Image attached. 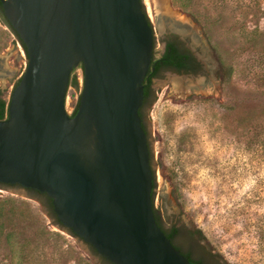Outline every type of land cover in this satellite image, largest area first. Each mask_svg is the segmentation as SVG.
<instances>
[{
	"label": "water",
	"instance_id": "obj_1",
	"mask_svg": "<svg viewBox=\"0 0 264 264\" xmlns=\"http://www.w3.org/2000/svg\"><path fill=\"white\" fill-rule=\"evenodd\" d=\"M0 2L28 55L0 119V185L46 193L62 227L113 264H196L155 217V169L139 113L155 51L143 1ZM158 19L161 32L178 34L201 59L192 25ZM79 66L72 114L66 97Z\"/></svg>",
	"mask_w": 264,
	"mask_h": 264
},
{
	"label": "rangeland",
	"instance_id": "obj_2",
	"mask_svg": "<svg viewBox=\"0 0 264 264\" xmlns=\"http://www.w3.org/2000/svg\"><path fill=\"white\" fill-rule=\"evenodd\" d=\"M142 1L154 27L155 56L177 35L160 31V14L189 23L202 39L199 71L162 70L145 108L158 208L184 233L197 230L196 256L209 264H264V0ZM27 60L17 35L0 21L6 100ZM80 68L73 70L78 86L67 91L70 113L83 87ZM43 202L36 191L0 185V264H21L26 255L25 264H78L79 255L90 254ZM49 230L62 239H48ZM67 243L72 254L63 252Z\"/></svg>",
	"mask_w": 264,
	"mask_h": 264
},
{
	"label": "trees",
	"instance_id": "obj_3",
	"mask_svg": "<svg viewBox=\"0 0 264 264\" xmlns=\"http://www.w3.org/2000/svg\"><path fill=\"white\" fill-rule=\"evenodd\" d=\"M172 3L175 4V0H172ZM146 16H147V14H146ZM147 18H148V16H147ZM148 20H149V18H148ZM20 42H21L22 46L24 47V50H25L26 55H27V50H26L25 45L22 43L21 40H20ZM27 58H28V55H27ZM154 61H156V63ZM153 66L156 67V70L162 66H165V67L174 68L179 72L180 71L195 72L198 68V62H196L194 60L192 55L187 50L178 47L175 42H169L166 49H165V52L160 57H158L152 61L149 70H151V68ZM222 70L223 69L219 70V76L221 78L225 79V74ZM230 74H231V72H229V75ZM69 85H72L74 87L78 86V81L76 78L73 77V75L70 78ZM144 85H145V87H144V100H143V104L139 110V113H140V116L142 117L143 127L147 131L146 122H145V108L148 105H151L153 102V89L151 88L150 81L147 79V77L144 81ZM8 105H9V100H6L5 98H3V91L0 89V119H4L8 115ZM76 108H77V104H76L72 114H75ZM151 157L153 158L152 152H151ZM155 187H156V181L154 179L153 196L155 194ZM34 191L40 193L37 190H34ZM40 194L44 198L43 203L46 204V206L50 209L53 216H55V218L57 220L56 224H59V226H62L57 219L56 213L54 212L52 199L46 193H40ZM153 206H154V203H153ZM0 210H1V207H0ZM155 211H156V209H155ZM38 234H39L38 238L40 239L42 237V234L41 233H38ZM71 234L73 236H75L72 232H71ZM48 239H51L52 241L58 243V241H60L62 239V237L57 232L49 230ZM62 243H64V242H62ZM88 246L90 249L89 250L90 254L88 256H80L79 255L78 264H113L112 262H110L106 258H104L103 256L99 255V253L96 251V249H94L91 245H88ZM22 247H24V245ZM74 251L75 250L73 249V247L69 243H67L66 248L63 250L64 253H68V254H72V252H74ZM95 256L98 259H96ZM19 261L21 262V264H23V263L25 264V262L28 261L27 255H26V259H23V258L21 259V256H20Z\"/></svg>",
	"mask_w": 264,
	"mask_h": 264
},
{
	"label": "flooded vegetation",
	"instance_id": "obj_4",
	"mask_svg": "<svg viewBox=\"0 0 264 264\" xmlns=\"http://www.w3.org/2000/svg\"><path fill=\"white\" fill-rule=\"evenodd\" d=\"M0 21H5L8 24L7 19L5 18L3 10H2L1 2H0ZM178 36H179L178 34L173 35L171 38L167 39L165 41L163 51L159 54V56L154 55L153 60L160 57L165 52V49H166L169 42H175L178 47L187 50L192 55L194 60L196 62H198V68L195 72H191V71H189V72L180 71V72L181 73H188V74L197 73L199 71L200 67L202 66L200 58ZM154 62L156 63V61H154ZM165 69H171V70L177 71L174 68L165 67V66H162V67L158 68L157 70H156V67L153 66L151 68V70H149L150 72H148L147 79L150 81V86L152 89H153L154 78L157 77L161 73V71L165 70ZM177 72H179V71H177ZM27 190H33V189H27ZM153 203H155L156 211H155V209H154V211H155V217H157L156 221L161 226V228L163 229L165 234L168 236V238L171 240V242L174 244V246L178 250H180L190 261H192L196 264H209L205 260H202L201 258H198L196 256V253L198 251L197 247H198V244L200 243L199 237L197 235L198 234L197 230L189 227L188 229H186V233H184L182 228L178 225V223L176 221H173V220L167 221L166 218L161 213L160 209L158 208V198L156 197V192L153 196Z\"/></svg>",
	"mask_w": 264,
	"mask_h": 264
},
{
	"label": "bare ground",
	"instance_id": "obj_5",
	"mask_svg": "<svg viewBox=\"0 0 264 264\" xmlns=\"http://www.w3.org/2000/svg\"><path fill=\"white\" fill-rule=\"evenodd\" d=\"M146 2H148V1L146 0ZM155 2H156L157 4H158V3H166V0H155ZM164 8H165V7H164ZM166 10H167V11H171L169 7H166ZM170 13H171V12H170ZM177 13H179V12H177ZM178 16L181 17V15H179V14H178ZM158 24H159L160 26H162V27L164 26V25H163V22L160 21L159 19H158Z\"/></svg>",
	"mask_w": 264,
	"mask_h": 264
},
{
	"label": "built area",
	"instance_id": "obj_6",
	"mask_svg": "<svg viewBox=\"0 0 264 264\" xmlns=\"http://www.w3.org/2000/svg\"><path fill=\"white\" fill-rule=\"evenodd\" d=\"M77 71L79 72L78 73V80H79V83H80V85H82V82H83V80H84V74H83V71H82V68H80V69H77ZM75 74V71H73L72 72V75H74ZM70 113V112H69Z\"/></svg>",
	"mask_w": 264,
	"mask_h": 264
}]
</instances>
